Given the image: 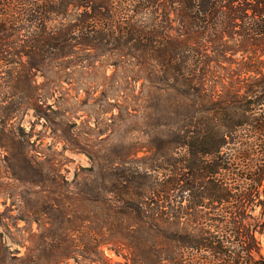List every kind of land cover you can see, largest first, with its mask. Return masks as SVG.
I'll return each instance as SVG.
<instances>
[{
    "label": "trees",
    "instance_id": "1",
    "mask_svg": "<svg viewBox=\"0 0 264 264\" xmlns=\"http://www.w3.org/2000/svg\"><path fill=\"white\" fill-rule=\"evenodd\" d=\"M0 198V264H264V0H0Z\"/></svg>",
    "mask_w": 264,
    "mask_h": 264
},
{
    "label": "rangeland",
    "instance_id": "2",
    "mask_svg": "<svg viewBox=\"0 0 264 264\" xmlns=\"http://www.w3.org/2000/svg\"><path fill=\"white\" fill-rule=\"evenodd\" d=\"M39 82H42L41 79H39ZM30 120H34L32 118V116H28L26 117L25 120V125L27 127H29V121ZM36 131L40 132V140L38 141V145H41L43 148L48 147L49 145H54L57 146V149L59 151L62 150V144L61 143H55V140H53V138H51L50 133L47 129L43 128V124H38L36 126ZM56 149V148H55ZM64 156H66L67 161H66V165L64 166V169H66L68 171V176L70 178L73 177V174L75 172L76 169H78L79 167H88L89 166V160L88 158L81 153H75V152H70V151H63ZM264 199V198H263ZM4 210V206H3V199L0 198V212H2ZM262 209L261 208H257L255 215L258 217L263 218L261 214ZM20 226L23 227L24 224L20 223ZM35 228V227H34ZM259 239L261 240V243L263 245V251H264V235H258ZM107 256L113 261V262H117L120 261V259L113 253L106 251Z\"/></svg>",
    "mask_w": 264,
    "mask_h": 264
}]
</instances>
